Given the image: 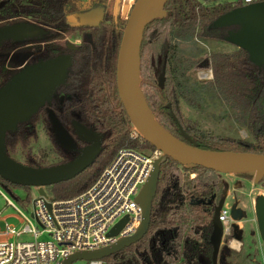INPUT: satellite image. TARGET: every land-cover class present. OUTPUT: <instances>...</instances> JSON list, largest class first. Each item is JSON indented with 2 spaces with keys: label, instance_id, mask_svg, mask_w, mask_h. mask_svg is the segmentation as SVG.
Masks as SVG:
<instances>
[{
  "label": "trees",
  "instance_id": "16d2710c",
  "mask_svg": "<svg viewBox=\"0 0 264 264\" xmlns=\"http://www.w3.org/2000/svg\"><path fill=\"white\" fill-rule=\"evenodd\" d=\"M23 1H0V27L8 23L19 24L29 18L38 28L48 27L43 32L53 34L48 38H62L64 33L77 28L81 40L79 48L83 58L78 65V100L74 105L66 106L65 110L68 118H74L97 132L101 142L92 163L82 172L48 186L53 199H67L95 180L117 148L136 146V141L128 136L131 125L115 87L116 54L125 19L105 16L93 26L69 25L63 13L61 17L57 13L67 10L71 0H30L29 5H24ZM93 1L103 4L106 0ZM110 1L121 12L122 0ZM236 6L239 4L232 0H166L164 16L149 20L143 31L139 84L146 90L144 98L157 122L177 138L184 140L179 133L182 130L200 149L264 154V109L260 103L264 96V65L252 64L247 53L240 48L228 54L213 52L193 59L183 57L174 45L176 40L211 39L222 42L228 27H214L212 22ZM22 43L12 41L0 47V52L7 55L11 51H19L22 55L25 52L19 46ZM57 47L58 44H46L43 52L50 54ZM21 61L22 57L15 54L7 62H0V85L18 71ZM162 65L164 80L158 86L157 77ZM198 69H209L211 79L204 83L190 81L189 77ZM203 92L219 96L234 109L238 122L252 140L203 135L184 118L179 111L178 97L199 109L196 98ZM67 122L70 126L71 123ZM30 137L34 134L25 121L17 123L13 131L5 133V154L11 157L17 145L25 148ZM52 141L54 151L60 156L59 161L53 164L72 158L71 152L62 150ZM141 146L153 148L144 140ZM28 151L23 164L45 166L39 162L41 159L28 156ZM177 165L169 157H161L146 232L133 244L101 258V263L202 264L201 258H205L211 264L210 236L214 230L221 232V227L215 224L213 208L224 192V180L220 173L197 165L181 166L185 173L180 174ZM192 172L194 176L188 178ZM235 175L252 176L250 173ZM0 181L11 184L1 178Z\"/></svg>",
  "mask_w": 264,
  "mask_h": 264
},
{
  "label": "water",
  "instance_id": "95a60500",
  "mask_svg": "<svg viewBox=\"0 0 264 264\" xmlns=\"http://www.w3.org/2000/svg\"><path fill=\"white\" fill-rule=\"evenodd\" d=\"M166 0H133L125 19L115 62V87L117 97L132 127L142 140L158 149L162 156H167L180 166H201L220 174L250 173L253 180L264 176V154L232 150H206L196 146L194 141L182 130L181 140L161 126L144 98L139 84L138 65L139 51L146 23L153 18L163 17V5ZM116 17L119 9L109 0L105 10L99 6L78 15L80 25L93 26L100 21L103 14ZM21 27L17 25V27ZM214 27H232L226 31L223 39L243 49L248 60L256 65H264V0L236 6L219 15L213 22ZM0 37L9 38L12 29L17 27L1 26ZM21 30V29H20ZM164 80V65L157 77V85ZM57 79L49 76L44 68L33 70L29 66L21 67L6 82L0 85V178L8 183L36 188L37 194L45 196L44 188L73 178L94 158L100 147L101 136L80 123L72 124L78 141L88 143V146L77 149L76 143L66 129L52 115L50 124L53 140L62 150L77 151L71 159L45 166H28L5 154V133L13 131L16 124L25 121L42 105L43 98L57 85ZM96 152L90 153V149ZM153 162L152 170L135 197L140 208L141 220L136 230L129 236L119 237L113 243L88 251H78L67 256L61 264H71L76 260H100L101 258L133 244L146 232L149 222L150 203L155 192L158 163ZM226 197L225 187L222 197L214 205L215 224L217 212ZM48 208V204H47ZM241 210L234 204L229 211L233 219L231 229L240 232L234 221L240 217ZM253 216L256 233L264 251V195L257 194L253 204ZM126 217L120 219L109 231V236H115L123 225ZM221 230V229H220ZM221 232L214 230L210 236L212 252L210 263L216 264V256ZM239 238V236H237ZM203 264H209L204 260ZM202 262V260H201Z\"/></svg>",
  "mask_w": 264,
  "mask_h": 264
},
{
  "label": "built area",
  "instance_id": "2783aa9c",
  "mask_svg": "<svg viewBox=\"0 0 264 264\" xmlns=\"http://www.w3.org/2000/svg\"><path fill=\"white\" fill-rule=\"evenodd\" d=\"M232 1L240 6L262 0ZM208 72H199V76L211 77ZM128 136L136 141V146L117 148L95 180L80 193L56 200L47 193L41 196L36 192L30 199V218L3 196L5 204L20 215L22 225L4 223L0 230V264H61L74 252L98 249L131 235L141 220L135 197L153 162L161 159L162 154L154 147L141 149L143 140L132 126ZM124 216L126 219L116 235L109 236L108 231ZM217 221L222 235L228 236L233 219L223 204L217 212ZM87 264L101 261L90 260Z\"/></svg>",
  "mask_w": 264,
  "mask_h": 264
},
{
  "label": "rangeland",
  "instance_id": "374dc122",
  "mask_svg": "<svg viewBox=\"0 0 264 264\" xmlns=\"http://www.w3.org/2000/svg\"><path fill=\"white\" fill-rule=\"evenodd\" d=\"M23 3L24 5H29L30 0H24ZM128 11L129 9L125 12V14H121L119 11L116 17L126 19ZM66 19L72 24H81V20L79 19L78 15L76 16L73 14H68ZM27 24V22H22L20 24L21 30L12 29L9 34L12 36V38L19 37L21 40L34 36L36 34L37 27L34 24H28L29 26ZM15 27H17V25H15ZM2 31L3 28L0 27V32ZM78 35L79 34L77 31L69 32L64 36L63 41L76 43ZM9 41H11V37H0V47L8 44ZM174 45L178 53L183 57L193 59L208 55L209 53L213 52L228 54L236 50L234 46L211 39L206 41L176 40L174 41ZM5 59L6 55L0 54V62L4 61ZM208 70L209 69L196 70L195 73L189 77V80H194L200 83L207 82L209 79H211V77L202 78L199 76V72H206L209 74ZM140 88L142 93L146 91L144 87L140 86ZM196 102L200 105L199 109L189 106L181 97H178L180 113L184 118L188 119L200 133L203 135L227 137L244 141L252 140L248 131L238 122L234 109H231L228 104H226L225 101L219 96L215 97L209 93L203 92L199 98H196ZM168 126L170 127V125ZM35 133L36 137L29 138L25 148L22 149L19 145H17L11 154V157L20 163H24L26 151L29 150L28 156H33L35 159H41L39 162L43 165L53 164L59 161L60 156L56 154L52 147V138L49 136L47 137L46 134H43L39 126L36 127ZM141 149L146 148L143 146ZM89 152L91 154L96 152V148L90 149ZM177 169L180 171V174L185 173L181 166L177 165ZM190 174L193 175L190 176ZM194 174V172L189 173L188 178L193 177ZM221 177L223 180H225L228 188L234 185L232 190H228L230 191V194L229 192L226 194L223 206L230 211L232 205L231 203L232 201L236 200V198L243 202L242 216L247 219V225L244 226L243 229L241 228V230H239L240 232L235 236H240L241 241L244 244L251 246V244L254 243L249 251V257L251 256L253 261L249 262L247 259L238 257V253L231 252L229 255L225 256L226 263L234 264V262H238V264H264L263 249L261 248V252H259L255 247L256 242L257 244L259 242L257 240L256 234L254 233V224L252 222L255 196L257 194L264 195V176L258 177L256 181L253 180V176L249 178L237 176L235 174H221ZM228 178H230L231 181ZM47 188L48 187H45L44 191L50 195V192ZM35 195L36 189L34 187H28L27 189H24L22 187L0 181V230L3 229L4 223H8L16 227L22 225V220H19L20 215L13 207L7 206L5 204L6 201L3 196L9 199L21 213L30 218V199ZM251 230H253V234H251ZM27 238H30V236H27ZM71 264H87V261L76 260Z\"/></svg>",
  "mask_w": 264,
  "mask_h": 264
},
{
  "label": "flooded vegetation",
  "instance_id": "af4514ba",
  "mask_svg": "<svg viewBox=\"0 0 264 264\" xmlns=\"http://www.w3.org/2000/svg\"><path fill=\"white\" fill-rule=\"evenodd\" d=\"M108 1L109 0H106L103 4L102 3L99 4L93 0H71L66 8L67 10H63L62 12L58 11L57 16L61 17L62 13L65 16V18H67L68 14H73L77 16L81 13L88 12L90 10L98 8L100 5H102L105 10ZM122 6H123V0L121 4V12H120L121 14H122ZM105 16H109V15L104 13L100 21L103 20ZM60 17L58 19H60ZM58 19L57 21H59ZM100 21H98L97 23H99ZM25 22H27L28 24H34L37 27L36 34L34 36L27 37L23 40H21L19 37L12 38L11 36V41H9L8 43L12 41L23 42L19 46H22L23 49H25V52L24 54L21 55V52L19 51L15 53L11 51L6 55V59L4 61L7 62V60L13 57L15 54H19V56L22 57V61L18 65L17 69L21 67L29 66L33 70L37 71L40 70L41 68H44L45 72L49 76L55 77L58 81L54 89L43 98L42 105L38 107V109L34 113L27 115L28 117L25 120V124L28 125V127L30 128V130L33 131L34 134V137H30V138L36 137L35 129L36 127L39 126L43 134H46L47 137L49 136L53 139V132L50 124V117H52L53 115L72 137V139L76 143L77 149L83 148L84 146H88V143H84L75 139L77 138V134L74 132L72 124L80 123V122L76 121L74 118H68L66 115L67 111L65 110L66 106L74 105L78 100L76 96V89L78 87V84L80 83V78L78 76V65L80 60L83 58V56L81 49L79 48L81 42L79 35L76 43H69L67 41H63V39L67 33L74 31L78 32V29L74 28L68 31L67 33H64L62 38L59 37L48 38L50 35L51 36L53 35L52 33L49 32L47 34L43 33L46 29H48V27L43 26L42 27L43 30H42V28H38V25L29 18H27ZM67 23L69 25H77V24H72L70 21H67ZM20 24L21 23L19 24L8 23V24H4V26L9 25L10 27H15V25H20ZM231 28L232 27H228L226 31L230 30ZM17 29L20 30L21 27L18 26ZM222 42L234 46L236 49H238L236 45L226 40H223ZM46 44H49L51 46H53L54 44H58V47L56 48V50L55 48L53 49L55 52L46 54L43 52ZM36 46H38V49H35ZM0 54H4V53L0 52ZM260 103L264 109V96H262ZM67 121L71 123L70 126L67 124L68 123ZM80 124L83 125L82 123ZM52 147L54 149L53 143H52ZM71 153L73 154L72 157H74L77 151H73V152L71 151ZM245 220L247 219L245 218ZM254 221L255 220L253 216L252 218V222L254 224L253 230L257 236L258 242L262 246L261 241L258 239L259 235L258 233H256V224ZM244 225L246 226L247 223L244 222ZM253 230H251V234H253ZM231 231L228 236H223L221 233L219 244L222 245L225 242L228 243V240H230L233 235ZM218 247L220 248V246ZM222 253H225V255L227 256L231 253V251L228 248L227 249L223 248ZM201 260L203 264L205 262L204 260L206 259L201 258ZM220 261L222 262V259Z\"/></svg>",
  "mask_w": 264,
  "mask_h": 264
},
{
  "label": "crops",
  "instance_id": "0c3cea01",
  "mask_svg": "<svg viewBox=\"0 0 264 264\" xmlns=\"http://www.w3.org/2000/svg\"><path fill=\"white\" fill-rule=\"evenodd\" d=\"M228 179L230 180V178H228ZM224 186H225L226 194L228 192L230 194V191H228V190L229 189L232 190V188H234V185H232V187L228 188V185L226 184L225 180H224ZM231 204H234L237 208H240V210H241L240 217L238 219H236V221H234L235 224L237 225L238 230H241V228L243 229V227L245 226L244 222H246L245 217L242 216L243 202H241L238 198H236V200L232 201ZM231 232L233 235H232V238L230 240H228V243L225 242L224 244H222L223 246L221 244H219L220 248L218 247L219 249H218V254L216 257V264H227L226 259H225L226 255H225V253H222L223 248H225V249L228 248V249H230L231 252L238 253L239 254L238 257H241L242 259H247V260H249V262L253 261L251 256L249 257V251L252 248L251 246H253L254 243H252L251 246L244 244L241 241L240 236H239V238H237L235 236V235H237L236 231L234 232L232 230ZM255 247H256V249H258L259 252H261L260 250H261L262 246L260 243L257 244V242H256ZM221 259H222V262L220 261ZM247 260H246V262H247ZM234 264H238V262H234ZM246 264H248V263H246ZM252 264H255V263H252Z\"/></svg>",
  "mask_w": 264,
  "mask_h": 264
},
{
  "label": "bare ground",
  "instance_id": "6f19581e",
  "mask_svg": "<svg viewBox=\"0 0 264 264\" xmlns=\"http://www.w3.org/2000/svg\"><path fill=\"white\" fill-rule=\"evenodd\" d=\"M131 3L132 0H123L122 14H125V12L130 8Z\"/></svg>",
  "mask_w": 264,
  "mask_h": 264
}]
</instances>
